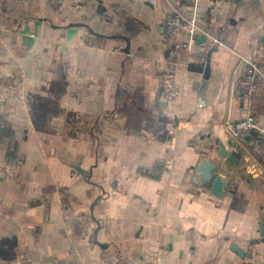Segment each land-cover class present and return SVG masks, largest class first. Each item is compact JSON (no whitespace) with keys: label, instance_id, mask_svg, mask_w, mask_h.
I'll return each instance as SVG.
<instances>
[{"label":"crops","instance_id":"1","mask_svg":"<svg viewBox=\"0 0 264 264\" xmlns=\"http://www.w3.org/2000/svg\"><path fill=\"white\" fill-rule=\"evenodd\" d=\"M176 12L200 27L189 51L166 38ZM19 68L0 264L24 244L33 264H264V0H0V96ZM252 114L247 137L229 128Z\"/></svg>","mask_w":264,"mask_h":264},{"label":"built area","instance_id":"2","mask_svg":"<svg viewBox=\"0 0 264 264\" xmlns=\"http://www.w3.org/2000/svg\"><path fill=\"white\" fill-rule=\"evenodd\" d=\"M199 1L201 0H192L194 5ZM164 23L166 38L171 39L178 37V35L184 36L185 42L182 44V47L186 51H189L192 45L196 42V38L200 32L196 17L194 15L187 16L181 12H176L167 16ZM255 71V64L250 62L244 76L239 81L238 90L244 97H251V95L255 93ZM162 76V89L166 97L173 99L180 95L178 89L174 85V76L172 73L165 70ZM4 80L5 92L0 96V104L7 103L9 99H16L15 97H22L24 90V69L19 68L13 75ZM255 125L256 120L252 114L240 118L234 121V123H230L229 128L235 131L241 138H245L251 134L253 129H255ZM252 145H254L255 148L260 151L261 155L264 156V139L261 137H255L252 141ZM4 170L6 175H11L16 171V169L10 167H6ZM159 258L160 256L157 255L155 258V264L158 263ZM17 264H33L32 258H30L25 244L19 248Z\"/></svg>","mask_w":264,"mask_h":264},{"label":"water","instance_id":"3","mask_svg":"<svg viewBox=\"0 0 264 264\" xmlns=\"http://www.w3.org/2000/svg\"><path fill=\"white\" fill-rule=\"evenodd\" d=\"M203 38H201V40H202ZM208 71H209V66L207 65V67L205 68V71H204V73H203V75H204V80L206 81L207 79H208ZM205 83L206 82H204V84L202 85V87H201V89H200V101L202 102L203 101V96H204V90H205ZM211 176H207L206 178H210Z\"/></svg>","mask_w":264,"mask_h":264}]
</instances>
